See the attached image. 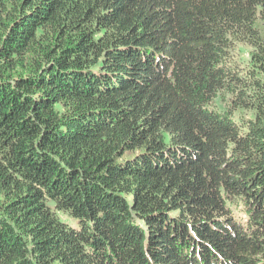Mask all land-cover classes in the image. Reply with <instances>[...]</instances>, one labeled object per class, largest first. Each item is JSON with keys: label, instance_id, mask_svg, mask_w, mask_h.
Masks as SVG:
<instances>
[{"label": "trees", "instance_id": "obj_1", "mask_svg": "<svg viewBox=\"0 0 264 264\" xmlns=\"http://www.w3.org/2000/svg\"><path fill=\"white\" fill-rule=\"evenodd\" d=\"M54 263L264 264V0H0V264Z\"/></svg>", "mask_w": 264, "mask_h": 264}, {"label": "rangeland", "instance_id": "obj_2", "mask_svg": "<svg viewBox=\"0 0 264 264\" xmlns=\"http://www.w3.org/2000/svg\"><path fill=\"white\" fill-rule=\"evenodd\" d=\"M249 51V49L245 46H242V45H237L235 48H234V52H233V60L236 62V64H239L241 67H243L246 63H247V60H248V55H247V52ZM222 101L225 103L227 101V97H224L221 98ZM219 101H220V98H217L215 101H214V105H217V108L218 109H221V105L219 104ZM223 102H222V106H223ZM242 218V216H239ZM70 227H77V223L74 221V222H66ZM54 264H58V263H54Z\"/></svg>", "mask_w": 264, "mask_h": 264}]
</instances>
